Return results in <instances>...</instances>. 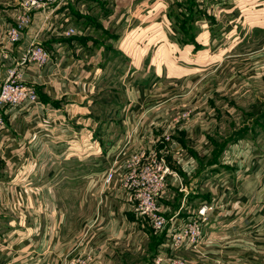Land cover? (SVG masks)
Returning <instances> with one entry per match:
<instances>
[{
    "label": "crops",
    "instance_id": "crops-1",
    "mask_svg": "<svg viewBox=\"0 0 264 264\" xmlns=\"http://www.w3.org/2000/svg\"><path fill=\"white\" fill-rule=\"evenodd\" d=\"M21 1L0 0V86L34 37L53 50L61 66L49 75L28 66L22 79L35 87L53 118L34 123L9 113L0 137L5 143L0 178L9 181L19 165L36 161L27 168L31 189L10 186L9 198L1 191L10 208L0 205V226L14 227L17 236L12 248L0 252V264H68L79 257L96 264H151L159 252L193 257L183 248L161 246L163 235L133 212L118 180L104 184L115 155L153 145L165 133L172 135L168 160L177 174L161 198L166 214L185 220L204 201H218L217 216L206 226L205 248L225 264L264 261V25H249L245 32L236 25L232 40L225 33L212 40L204 35L212 25L206 14L191 24L188 8L181 16L175 8L172 17L171 2L164 13L152 8L149 26H136L130 19L138 11L141 22L147 16L141 0H89L88 10L79 0L36 11L23 40L13 44L5 31L16 24ZM134 2L135 11L129 7ZM66 26H84L86 35L64 38L57 29ZM245 43L252 47L248 52ZM172 47L183 53L172 58ZM203 51L220 72L230 67L216 93L232 99L210 102L208 93L207 103H192L193 95L191 104L180 108L172 100L174 90H160V59L168 54V63L176 58L195 63L204 61ZM242 98L248 104L240 121L235 114Z\"/></svg>",
    "mask_w": 264,
    "mask_h": 264
},
{
    "label": "built area",
    "instance_id": "built-area-1",
    "mask_svg": "<svg viewBox=\"0 0 264 264\" xmlns=\"http://www.w3.org/2000/svg\"><path fill=\"white\" fill-rule=\"evenodd\" d=\"M71 0H22V10L17 16L15 25L9 24L5 31V37L9 43L18 44L23 40L24 30L31 24L36 11L50 10L63 7ZM179 1V0H177ZM218 0H195L197 7L203 11L209 10L210 2ZM207 20V19H206ZM206 20L203 19L204 22ZM58 34L64 38H76L86 35V31L75 27H64L58 30ZM63 45H59L61 48ZM53 50L47 48L43 40L34 37L24 45L22 54L16 61V65L10 68L6 78L0 86V137H2L8 127L7 115L11 118L19 115L29 117L34 123H48L53 117L47 114L50 109L39 98L35 87L23 83V73L28 66L35 65L38 74L49 75L60 68L61 62L54 60ZM55 115H61L54 110ZM48 115V116H46ZM45 120V121H44ZM130 133L128 140L132 138ZM47 135V134H41ZM153 145H142L137 151L131 153H121L115 155L110 163L104 179V184L111 185L118 180L121 192L125 196L126 202L131 206L133 212L145 218L151 224L153 230L162 234L161 246L173 249L174 252L180 249L188 250L191 253L200 251V246L205 238H208L206 226L212 220L218 204L212 201H204L192 216L183 220L176 216H168L166 209L161 203V198L167 190L170 176L177 174L172 170V165L168 160V155L172 148V135L165 133L162 138L155 139ZM161 147H158L161 145ZM5 143L0 142V159L4 158ZM124 159V160H123ZM35 160L26 162L35 164ZM39 164L36 163V165ZM34 182L30 179L27 169L21 171L9 181L0 178L1 191L6 194V198L11 196L10 186L20 185L24 189H31ZM25 192V190H24ZM0 205L6 209L10 208V201H1ZM264 200V198H263ZM21 205V203L19 204ZM17 233L15 228H3L0 226V252L4 249L12 248ZM68 264H96L92 259L86 257L74 258ZM151 264H197L193 259L178 255L168 256L157 253Z\"/></svg>",
    "mask_w": 264,
    "mask_h": 264
},
{
    "label": "rangeland",
    "instance_id": "rangeland-1",
    "mask_svg": "<svg viewBox=\"0 0 264 264\" xmlns=\"http://www.w3.org/2000/svg\"><path fill=\"white\" fill-rule=\"evenodd\" d=\"M73 1L77 2L79 0H71L70 4H72ZM88 1L89 0H86V1L84 0V2H86L84 3V6H83L85 9L87 7ZM141 1L145 2V4L143 5L144 6L143 13H145L147 16L141 22V18L139 17V14H138L139 11H138L136 13V16L134 15V17H132L133 19H130V23L131 24L134 23L136 24V26L141 25V24H143L144 26H149L148 23H149L150 18L148 14L152 12V8L154 6L158 7V9L161 8L162 12L164 13L165 8H168L166 7L168 6L167 3L171 2L172 3V17H174L175 8L177 9V12L180 14V16L182 15L184 11L183 8L185 9L187 8L185 5V0H179V1L177 0H141ZM137 6L138 5L136 2L133 3L132 7L129 5L130 9L133 11L136 10ZM208 7H209L208 12L203 11V10L201 11H202V16L206 14L207 16L205 18L209 20V24H212L210 28H208L210 29L209 33L206 32L204 33V35L205 36L209 35V38L212 40L213 39L215 40V38L221 33H225V36H226L225 39L232 40L231 36L234 33L233 29L238 28L236 27V25H239V27L244 28V32L247 29H249V25H254V24L264 25V0H218L217 2H210ZM86 10H88V8ZM169 19L171 20V18ZM160 20H161V17H160ZM214 24L215 25L217 24V26H215ZM77 29L86 31L84 26L77 27ZM200 32L201 31H199V33ZM244 32H242V36L244 35ZM252 33H255V31H253ZM135 34L136 33H132L131 35L134 36ZM237 35H239V32L237 33ZM84 36L85 35H81V37H84ZM246 44L247 43L242 45L244 52H248L249 48H252L250 46H247ZM197 47L199 50L201 49L202 46L198 45ZM141 49L142 48L130 47L129 51H132V52L136 50L141 51ZM212 49H215V47ZM175 52L177 53V55H179V52L181 54L183 53L182 51H180L179 48L172 47V58L175 55ZM199 54L203 55L204 61L200 60L195 63H186L183 60H179V58H176L177 62L174 63L172 59V63H168L167 62L168 54L165 56V59H163V57L160 59L161 65H162L161 67L162 74H163V77L161 79L162 86L160 90H174L173 91L174 93L172 92V94L176 96L172 97V100H174V103L179 104L181 106L180 108H185L189 104H191L189 100H190V97H193V95H196V99L193 100L192 103H207L208 99L207 101H205L206 97H203V96H205L208 93L213 98L210 100V102H216V100H219L220 98L223 97V96L217 95L216 87L217 85L224 83V78L226 79L228 68L230 67L226 66L220 72L221 68L217 66L218 63H215V62L210 63L209 60H212V59L207 60L209 56L206 58L204 57L205 55H207V52L203 51ZM230 66H233L232 62H230ZM188 90H191V91L188 92ZM223 98L226 99V102L228 99L229 100L232 99L231 96H228V95H226ZM239 102L241 104L239 105L240 106L239 108H242V109H240V111L237 112L235 116L237 120L242 121L244 119L243 117H245V108H247V106L245 105L248 104V100L242 98ZM261 134L262 135L260 137L264 138L263 132ZM27 168H28L27 163L25 164L23 163L22 165L18 166L17 171L19 173L20 170L24 171ZM108 170L109 168L106 170V173ZM216 203L218 204V201ZM231 212H232L231 210L230 211L227 210L225 211V214L228 215ZM214 215L217 216V213L214 212L213 216ZM153 236H155V234H153ZM209 236L210 235L208 234V238ZM208 238H205L204 242L207 241ZM156 243L157 242H154L152 240V245H156ZM200 247H201L200 251L197 253H194L193 257L192 255L188 256L189 258H193L194 261L197 262V264H225L226 263L227 260L225 258L218 257L216 252L206 249L204 244L203 245L201 244ZM185 252H188V250H185ZM256 264H264V261H259Z\"/></svg>",
    "mask_w": 264,
    "mask_h": 264
},
{
    "label": "trees",
    "instance_id": "trees-1",
    "mask_svg": "<svg viewBox=\"0 0 264 264\" xmlns=\"http://www.w3.org/2000/svg\"><path fill=\"white\" fill-rule=\"evenodd\" d=\"M185 5L186 7L189 9V19H190V23L193 24L196 21L195 17H200L202 15V11L199 7H197V4L195 2V0H185ZM190 5V7H189ZM187 15V14H185ZM197 17V19H199Z\"/></svg>",
    "mask_w": 264,
    "mask_h": 264
}]
</instances>
